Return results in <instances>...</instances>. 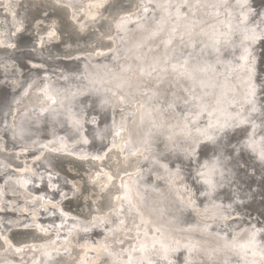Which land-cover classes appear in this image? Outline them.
I'll list each match as a JSON object with an SVG mask.
<instances>
[{"label": "bare ground", "instance_id": "obj_1", "mask_svg": "<svg viewBox=\"0 0 264 264\" xmlns=\"http://www.w3.org/2000/svg\"><path fill=\"white\" fill-rule=\"evenodd\" d=\"M256 1L0 0V170L14 178L32 176L22 190L56 201L68 189L69 198L97 195L78 219L58 205L42 204L43 223L56 218L78 233L91 223L129 218L145 238L134 239V230L103 239L105 246L119 247L128 236L129 264H203L200 257L214 252L216 263L231 264L236 255L227 235L240 240L249 230L241 254L264 258L254 239V232L264 238V221L245 213L258 201L264 177V76L259 78L257 46L264 38V5L257 10ZM29 32L34 38L26 48ZM24 52L34 57L22 64L18 54ZM121 110L127 121L119 117ZM115 134L106 154L55 153H100ZM208 139L210 153L202 157L200 143ZM242 150L260 168V174L253 170L250 188L239 170ZM50 155L55 158L47 160ZM25 158L30 161L16 170L8 165ZM57 159L75 166L77 176L69 175V183L47 172ZM48 180L59 190L50 192ZM97 212L102 217L93 220ZM0 240L7 242L3 234ZM45 240L21 242L17 250L26 263ZM70 245L65 242L56 251L63 253L41 264L68 258L74 259L70 264H87L71 248L64 253ZM97 257L98 252L90 264ZM211 261L206 264H216Z\"/></svg>", "mask_w": 264, "mask_h": 264}, {"label": "rangeland", "instance_id": "obj_2", "mask_svg": "<svg viewBox=\"0 0 264 264\" xmlns=\"http://www.w3.org/2000/svg\"><path fill=\"white\" fill-rule=\"evenodd\" d=\"M139 8H143V5H141ZM145 8H147V6ZM126 11H127L126 13H128V10H126ZM37 16H38V13H36V15H32V17H30V19H27L28 22L32 24V22L37 18ZM30 20H31V22H30ZM29 23H28V25H31ZM23 35H22V37H23ZM27 37L29 39L34 38L33 35L31 34V32H29L28 35L24 36L23 38L26 39ZM22 41L24 43V40H22ZM11 44H9V45H11ZM24 45L26 46V48L31 47V40H25ZM84 46L85 45H83V46L81 45L82 48ZM79 48H80V46H79ZM118 115L120 118L125 117L124 119L127 121V117H126L127 115L124 111H122V110L119 111ZM127 124L128 123L126 122V125ZM124 127L125 126H123V125H122V127L118 126L117 127V133L118 134L121 133V131H123ZM118 137H119V135L115 134L111 139H109L107 144L108 145L110 144V146H106V149H104L100 153L88 151L87 149H83L82 151L78 152L77 150L70 149V148H69L70 150L65 149L62 151H55V153H57V155L73 154L75 156H79V155L92 156L95 154H106L108 151L111 150V148H112L111 145H113V143L117 140ZM125 154L130 155L131 151H128V150L125 151ZM51 158H55V157L50 155V157H48L47 160H51ZM25 160H26V162H28V160L30 161V159H28V158L19 159L17 161L13 160L12 163H10L8 165L16 170L19 168V166L26 164ZM58 160L59 159H57L55 169H52L53 171H49V170H51L49 167L47 169V172H54L58 177L63 178L65 183H69L71 180V177H69V175L77 176V174L72 172V170L74 169L73 167H75V166L68 164V162H67L68 159H66V161L62 159L61 160L62 162L60 160L59 161ZM0 161L2 162L3 160L0 158ZM70 168H72V169H70ZM246 168L248 169V167H246ZM77 172H79L78 175L81 174L80 171L76 170V173ZM12 175L13 174H6L3 170H0V187L1 188L3 187L2 188L3 190L0 188V195H1L0 196V210L3 209L2 212L0 211V239H1V234L4 235L5 239H7V242L0 240V252L3 251L2 249L5 246L3 254L0 255V264H19L18 260L20 262L21 259L24 260L25 264H41V261H43V259L45 262H51V258L54 257L55 254L63 253V252H56V251L60 250V248L63 249L62 245H64L65 242H67L68 244L71 243L72 246L70 245V247H68V250H66L64 253H66V255L69 254V250L71 248V249H73V252L75 251V254L84 255V260H86L87 264H90L91 261L95 259V258H93V254H95L97 252H98L99 258H100L99 260H97L98 257L96 258L95 262L97 261V264H99V263L102 264L103 262H104L103 264H123V263L129 264V263L133 262L132 257H131L132 252H131L130 243H129V242H131V239L128 236H127V238L126 237L124 238V241L121 242L119 247L114 246V245L105 246L104 242H103V239L106 236L109 239H112L117 234L118 235L119 234L121 235L123 233L126 234L125 232H127V231H128L127 234H130V233L132 234L133 233L132 231L135 230V229H133L134 223H132L131 219H129V218L121 220L122 218L119 217V218L111 220L108 223L105 221L99 222V224H98V222L91 223V225L85 227L83 231H80L78 233H74L73 228H70L69 227L70 225L68 223H65L64 225H62L61 223H58V219H56V218L53 219V221H56L55 223L52 222V220H48V223H43L41 221V217H42L41 214H43V211H42L43 205L42 204L58 205L57 207L61 209L62 214L66 215L68 217H72V218H77V219L80 218L82 216L83 212H85V214H88L87 212H89V210L91 209V208L88 209L89 205L91 206V204L94 201H97V195L95 192H91L89 194V196H87V197H85L82 193L79 192L75 196V198H69L71 190L68 189L66 192H65V190L64 191L62 190L61 194L59 195L60 196L59 199L56 201V200H53L51 198H47V197L37 195L34 191L28 192L26 190L24 191V189L22 190V187H24L23 183L25 181L29 182L30 181L29 178L32 176H25V174H22V175H19L21 178L19 176L18 177L15 176V178H14L13 177L14 175L13 176ZM9 177H11L12 179H10ZM19 178H20V181H18ZM11 180H13V182ZM23 180H25V181H23ZM181 180L184 182V184H186L185 178L180 179V181ZM2 181H4L5 183ZM10 182H11V184H9ZM18 182L19 183L21 182V183L19 184ZM52 182L53 181L48 180V189H50L49 190L50 192L55 193L56 191L59 190L58 184L55 181L53 182V184H52ZM183 182H182V184H183ZM13 183H16L18 185H15ZM10 185H12V186L10 187ZM14 185L16 187L18 186L20 190L16 189ZM247 185L250 188L253 184H252V182H250ZM5 188L6 189L11 188L12 190L11 191L5 190ZM13 188L17 194L16 196H15V192L13 191ZM39 188L40 187H38L36 190H39ZM21 190L24 191L23 192L24 195L21 194L22 192L20 193ZM7 192H9L10 194ZM11 192H13L12 195H11ZM19 193L21 194L20 195L21 197H19ZM7 194H9V195H7ZM2 195H4L3 196L4 198H2ZM8 196L10 199L8 198ZM13 196L15 198L18 196V200L16 198V200L14 201L15 198ZM25 196H26V198H25ZM22 199H24V200H22ZM17 201H19L20 204H19V202L17 203ZM55 202H58V204ZM26 203H28V204H26ZM34 203H36V204H34ZM5 211H7V212H5ZM14 212H18V213L23 212V213L20 216L14 217L13 216ZM245 212L251 218H256L257 213L254 210L247 209ZM100 215L101 214L97 212L92 216L93 217L92 219L97 220V218L102 217ZM51 225L57 226V227H53ZM58 227L63 228L61 233H59L60 230L58 229ZM106 227H108V228H106ZM27 229H28V231H27ZM40 229H41V231H40ZM89 230H92V231L89 232ZM35 231H38V233H37L38 235L35 233ZM101 232H102V234L103 233L104 234L102 235ZM20 233H23L24 235L20 234ZM134 233H135V236L133 238L134 239L136 238V240L139 239V241H141L143 238H145L144 237L145 235L142 234L141 231L139 232V231L135 230ZM250 233H251L250 230L247 231V236L244 237L243 239H240V240L234 239V237L236 236L235 233H233V234L230 233L227 235L226 238L230 242L232 248L234 249L233 252H235L236 257H239V258L233 257L234 262L228 261L227 263H231V264H262L264 262L263 257H258V256H254L251 254L244 256L243 253L241 254V250L245 248V244H247V240L251 236ZM261 234L262 235L264 234L263 230H262V232H260L259 235H261ZM97 235L99 236V238ZM258 237H259L258 232L257 233L254 232V239L257 240L259 247H262V249H264V238H258ZM22 238H23V240H22ZM41 239H47V240L43 241L44 244H42L41 246H38V247H36V249L35 248L33 249L34 252L38 253V255H37V253H35V255L40 256V257L36 256L32 261L30 260V261H28V263H26L27 258H25L23 256L25 253L21 252L17 249H19L23 246V245H21L22 243H27L26 245H34V244H37L36 242L40 241ZM33 241H36V242H33ZM60 241H61V243H60ZM6 243H8L7 246H6ZM50 246H52V247L55 246V247L48 248ZM123 246H124V249H122ZM110 247H111V250H110ZM116 247H118V248H116ZM46 248H48V249H46ZM6 252H9V253L7 254ZM4 254H6V255H4ZM45 254H46V256H44ZM207 256H208V254H207ZM217 257H218L217 253L214 252L210 255L209 259H210V261L212 259H214L215 263H216ZM66 258H67V256H66ZM190 258H194V255H191ZM200 259L202 261H204L203 264H206L209 262V259L207 257H205L204 255H202L200 257ZM73 261H74L73 258L71 260H69V258H68L67 260H63L62 264H64L65 262H66V264H68V262H69V264L71 262L74 263ZM216 264H222V262L221 263L217 262Z\"/></svg>", "mask_w": 264, "mask_h": 264}, {"label": "water", "instance_id": "obj_3", "mask_svg": "<svg viewBox=\"0 0 264 264\" xmlns=\"http://www.w3.org/2000/svg\"><path fill=\"white\" fill-rule=\"evenodd\" d=\"M256 3H258V6L256 7V9L257 10H259V9H261L262 8V6L264 5V0H257L256 1ZM31 42H32V39H31ZM34 43V42H33ZM32 44V43H31ZM258 45H260L261 47H262V50H260L259 51V54H261L262 56H259V60H261L262 62L260 63V65H259V67H260V70L262 71L261 72V74H259V78L262 80L263 79V76H264V38H261L260 40H259V43H257V46ZM31 57H34L33 56V53L32 52H24V53H22V55H19L18 54V58H19V60L21 61V63L22 64H25L26 62H25V59H27V58H31ZM49 62H51V61H49ZM53 63V62H52ZM63 64H65V63H63ZM65 66L66 67H68L67 66V64H65ZM261 97L262 98H264V93L261 95ZM241 128L242 126H237V128ZM238 138L237 137H234L233 138V141L234 140H237ZM211 141L208 139V141H203L202 143H200V145H201V150H200V153H201V156L203 157L205 154L206 155H208V153H210L209 152V149L211 148V143H210ZM208 150V151H207ZM243 151V150H242ZM243 153V156H242V162H243V164L241 165V167H240V171L242 172L243 171V175H246V178H247V184L248 183H250V182H252V186H254V183H255V173H254V171L255 172H258L259 174H260V168H259V166H257V167H255L254 165H255V162L253 161V159L251 158L252 156H249L248 154H246L244 151L242 152ZM255 168H254V167ZM246 167H248V169L246 168ZM250 169V170H249ZM254 170V171H253ZM261 176H263V174L261 175ZM202 183V182H201ZM203 184V183H202ZM260 186L262 187V189L261 190H259V193L261 194L260 196H259V199H258V201H256V204H253L252 206H250L249 208H247V209H249V210H254L256 213H257V215H256V218L258 217V216H260L261 217V220H260V222L261 221H264V177H263V179H262V182H260ZM203 186V185H202ZM251 186V187H252ZM246 188H249L248 187V185H246ZM260 202V203H259ZM260 204L262 205V207H259L260 206ZM246 209V210H247ZM245 210V211H246ZM246 213V212H245ZM247 214V213H246ZM263 224H264V222H263ZM163 250V249H162ZM163 253H166V252H164V250H163Z\"/></svg>", "mask_w": 264, "mask_h": 264}]
</instances>
